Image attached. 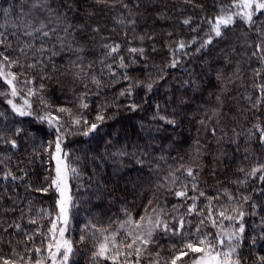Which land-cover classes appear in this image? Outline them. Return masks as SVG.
Wrapping results in <instances>:
<instances>
[{"label": "trees", "instance_id": "trees-1", "mask_svg": "<svg viewBox=\"0 0 264 264\" xmlns=\"http://www.w3.org/2000/svg\"><path fill=\"white\" fill-rule=\"evenodd\" d=\"M50 3L66 14L58 25L55 16L31 9L24 0H0V33L6 36L0 52L19 57L20 63L10 70L21 74L17 83L21 94L0 95V134L4 137L0 140V256L17 264H25L29 258L48 262L46 251L38 255L34 249L46 246L42 234L48 233L57 212V194L50 185L54 178L53 141L58 133L39 120L51 114L61 117L62 149L80 173L69 181L75 204L66 233L74 243L71 264H93L91 254L99 237L96 228H107L106 234L119 232L117 239H123L129 226L122 229L120 225L129 215L136 221L159 214L170 227L183 217V234L195 239L193 234L207 216L208 206L214 214L227 208L234 215L231 208L240 205L245 211L238 249L241 262L264 264V181L258 179L261 173L255 178L247 175L264 164V144L257 130L258 126L264 130V90L260 87L264 85V51L257 50L258 44H264V14L255 15L252 25L237 18L222 29L221 37H215L208 21L231 0ZM29 18L33 27L44 21L49 28H57L56 35L71 47L65 44L60 51L56 36L49 39L35 34L37 38L32 40L24 35L22 19ZM68 24L71 34L65 36L63 29ZM206 34L212 36V43L201 48ZM28 42L36 49L43 44L48 51L27 50L24 56L19 48ZM180 42L186 47L180 49ZM106 44H119V51L106 56ZM81 47L84 51L77 53L75 49ZM131 48L143 49V54L133 53ZM53 51L57 54L51 55ZM121 57L126 67L119 66ZM173 59L178 61L175 67L170 66ZM30 64L35 67H28ZM93 77L99 85L93 83ZM26 79L32 83L25 85ZM149 83L153 85L150 91L146 88ZM28 88L36 95H28ZM7 91L8 86L0 80V92ZM25 98L32 105L31 116L18 115L7 103L12 99L22 105ZM84 103L87 108L81 107ZM60 107L96 122L98 129L84 136L86 126L74 125L69 115L57 111ZM97 114L104 115L103 122L96 121ZM9 139L16 140V148L7 143ZM188 169L195 179L188 176ZM8 172L16 179H5ZM173 177L178 178L175 183ZM183 185H187L188 197H198L192 214L188 208L194 201L175 195ZM38 188H48V192L36 191ZM201 191L204 196H199ZM201 210L203 216L197 214ZM218 231L205 219L201 232ZM28 235L33 236L32 241L27 240ZM154 241L141 264L154 260L166 264L174 255L173 246H180L181 236L157 230ZM190 262L185 256L177 264Z\"/></svg>", "mask_w": 264, "mask_h": 264}, {"label": "snow or ice", "instance_id": "snow-or-ice-1", "mask_svg": "<svg viewBox=\"0 0 264 264\" xmlns=\"http://www.w3.org/2000/svg\"><path fill=\"white\" fill-rule=\"evenodd\" d=\"M25 3L30 4L31 9L39 8L42 11H46L49 17L55 16L57 25L60 20L66 19V14L59 13L55 9L50 0H24ZM127 7V5H124ZM264 14V0H231V3L227 6L222 7L220 14L213 17L212 20L208 21L210 24V32L214 33L215 37H221L223 35L222 29L228 28L236 22V19L239 18L244 23L252 25L255 23L253 17L257 14ZM25 16L28 13H24ZM51 23V20H49ZM123 23V21H121ZM185 24H189V20L184 21ZM22 29L24 35L31 37L32 40H35L39 34L40 37L51 39L53 36H56L57 41L60 43V51H63L64 45L68 44V47H71V44L66 41L63 37H60L57 34V28H49V24L44 21H40L37 27H33V22L31 18L27 21L22 19ZM71 27L70 24L66 25L63 29L65 36L70 35L68 29ZM94 31H99V29H94ZM15 35V33H13ZM208 38L203 41L200 45L201 48L206 47L212 43V36L206 34ZM0 45L5 44L6 36L4 33H0ZM107 49L106 56H111L114 53L119 51L120 45H103ZM186 45L184 42L179 43V48L183 49ZM35 50L38 52H46V49L43 44L40 48L36 49L34 43L28 42L24 43L20 48L19 52L26 56L27 50ZM258 51H264V44L257 45ZM77 53L83 52L84 49L76 48ZM131 52H139L143 54V49L131 48ZM56 52H52L51 55H56ZM256 55V53H253ZM78 59H82L78 56ZM261 60L264 61V56L261 57ZM20 63L19 57L13 59L10 55H6L4 52H0V80H2L7 86V92H0V95H10L11 97H17L21 94L20 89L17 87V83L20 80V75L15 72H12L10 69L14 65ZM103 63V61H101ZM178 61L173 59L170 66L175 67ZM74 66L75 65L74 63ZM92 65H88L91 67ZM111 69V64L107 65ZM120 67H126L123 62V58H120ZM28 67H35V65H28ZM80 70L83 71V67H80ZM79 76V73H77ZM114 75V73H113ZM125 79H128L125 76ZM25 85L31 84L30 79L23 81ZM93 83L99 85V81L93 77ZM136 86H139L137 82ZM153 85L151 83L146 85V88L150 91ZM264 90V85L260 86ZM131 88V86H130ZM28 95H36V91L33 88H28ZM128 95H131V91L127 92ZM121 95H125V92H121ZM43 103V100L41 101ZM7 103L11 105L12 110L20 116H31L33 113L31 111L32 105L29 99L25 98L23 105L16 104L12 99H8ZM81 107L87 108L86 103L82 104ZM135 105H132L133 110ZM59 113H64L69 115L72 118V123L74 125L83 124L86 126V130L83 131L84 136H88L90 133L95 132L99 125L96 122L90 123L83 115L73 116L71 109L60 107L57 109ZM105 119L103 114H97L96 121L103 122ZM161 120H165V117L161 116ZM39 120L41 123H47L49 128H52L58 133L53 141L54 144V155L52 159L55 160V177L51 181L50 187H52L57 194L56 199V208L57 212L55 219L50 220V227L47 234H42L45 236L47 241L44 248L36 247L34 250L39 255L42 251L47 252L46 260L50 264H71V259L75 255L74 243L70 236L66 235L69 232V227L71 223V209L75 206L73 197L71 195L70 189V179L77 178L80 173L77 167L73 166L70 162L67 161V153L62 149V141L64 139L63 135L59 134L61 127L64 125L60 124L61 117L55 115L40 116ZM167 123L174 124V120H167ZM261 132L260 142L264 144V130L257 128ZM20 129L16 130V135H19ZM4 137L0 134V140H3ZM7 143H10L13 148L17 147L16 140L9 139ZM52 145L50 144V147ZM124 155L126 153H119ZM139 162V161H138ZM243 171V169H241ZM257 173H261L258 177L261 181H264V164H260L257 167H254L251 172L247 173L250 177H256ZM187 174L190 177L193 176L192 169L187 170ZM9 176H12L11 172L5 174V179ZM12 179H16L15 176H12ZM177 177H173V183ZM241 183H246V181H241ZM193 191H196V185L193 184ZM36 191L48 192V188H38ZM175 195L179 198L192 199L194 202L188 208V214L196 212L197 206L195 201L198 199L197 196L188 197L187 185H183L182 189L175 192ZM204 192H199V196H204ZM211 200V198H209ZM232 199V197H229ZM249 198L243 197L244 202H247ZM45 211V210H42ZM231 212L234 215L229 214L227 208H223L217 212H213L210 206L207 207V216L205 219L210 220L213 227L219 228V231L215 234L201 232V227L205 224V219L199 221L195 235V239L183 234V229L185 225V220L181 217L175 227H170L168 222L161 219L159 214L156 218L151 216H141L139 220L134 221L131 216H128V219L124 221L120 227L123 229L125 226H129L124 234L123 239H117L120 236L119 232L108 233L107 228H96V232L99 233L97 242L94 244V251L91 254V259L93 264H99L102 260L110 261L111 264H141V260L144 257L145 253H149V246L152 245L154 241V234L157 230L163 231L165 234H171L173 236H181L180 246H173L174 255L166 261V264H177L178 261H183V257L188 256L191 264H242L241 258L238 252L240 248L241 241L244 233V224L241 222L245 216V211L243 210L242 205L233 206ZM198 215L203 216L204 210H201ZM51 216V213H48ZM227 220L229 222L228 226H224L223 221ZM233 222L238 223V227L233 225ZM30 223L35 224V220H31ZM17 229L20 228L19 224L14 225ZM95 227V226H94ZM27 240L32 241L33 236L28 235ZM81 241L85 237L81 236ZM150 255V253H149ZM159 256V253H157ZM131 257H135V260H131ZM21 260L24 259L23 256L20 257ZM0 264H17V261L5 258L0 256ZM25 264H45V260L36 259L32 261L29 258L25 261ZM150 264H160L159 260L151 261Z\"/></svg>", "mask_w": 264, "mask_h": 264}, {"label": "rangeland", "instance_id": "rangeland-1", "mask_svg": "<svg viewBox=\"0 0 264 264\" xmlns=\"http://www.w3.org/2000/svg\"><path fill=\"white\" fill-rule=\"evenodd\" d=\"M22 105H23V103H22ZM53 155H54V152H53ZM53 162H54V177H55V163H56V162H55L54 159H53ZM45 264H50V262H47V263L45 262ZM189 264H191V262H190Z\"/></svg>", "mask_w": 264, "mask_h": 264}]
</instances>
